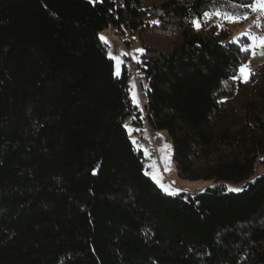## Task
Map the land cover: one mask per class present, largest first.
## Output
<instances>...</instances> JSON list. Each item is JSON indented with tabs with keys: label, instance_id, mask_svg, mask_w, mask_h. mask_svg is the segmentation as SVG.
Returning <instances> with one entry per match:
<instances>
[{
	"label": "trees",
	"instance_id": "16d2710c",
	"mask_svg": "<svg viewBox=\"0 0 264 264\" xmlns=\"http://www.w3.org/2000/svg\"><path fill=\"white\" fill-rule=\"evenodd\" d=\"M248 3L0 0V264H264V64L233 79L250 49L218 20ZM110 28L142 40L146 116ZM148 31L177 38L156 49ZM128 116L168 131L180 177L211 184L160 189Z\"/></svg>",
	"mask_w": 264,
	"mask_h": 264
},
{
	"label": "rangeland",
	"instance_id": "374dc122",
	"mask_svg": "<svg viewBox=\"0 0 264 264\" xmlns=\"http://www.w3.org/2000/svg\"><path fill=\"white\" fill-rule=\"evenodd\" d=\"M146 1L150 4L160 2V0ZM229 17L231 16L222 15L218 20H220L221 24L224 23L226 29H231L232 35L239 36L244 43V47L249 45L253 37L257 38V44L259 43V38L264 37V12L253 11L249 15L240 16V18L235 16L237 18L236 23H233ZM212 21H217V18H213ZM110 31H115L114 33L116 36L118 34L119 38H115L112 35H109L110 38L102 36L104 38L103 41L109 47V55L115 62L116 71H120L123 62L129 67L131 74L129 78L130 96L133 103L140 107L141 96L139 91L142 87V81L137 75L140 73V64L138 62L141 60L142 52L139 50L143 49L142 40L138 34L121 35L114 29ZM142 38L143 42L148 46L156 49H167L175 42L177 37L173 33L148 31L142 34ZM249 49L250 53L241 66L245 67L248 73H251L252 69L264 64V48L257 46L254 49V55L253 49ZM249 76L246 79H240L247 80ZM237 77H241L239 70ZM231 85V82L225 83V87L228 89ZM125 126L134 145L144 153L145 172L165 193L174 195L182 191L188 193L198 192V190H204L211 184L210 182L188 180L179 176L177 166L173 160V143L167 130H151L146 123L137 126L133 123L131 116L126 118ZM262 173H264V163L258 160L255 165L254 177ZM230 188L240 190L241 185H230ZM165 189H168V191H165Z\"/></svg>",
	"mask_w": 264,
	"mask_h": 264
},
{
	"label": "snow or ice",
	"instance_id": "6c2138e0",
	"mask_svg": "<svg viewBox=\"0 0 264 264\" xmlns=\"http://www.w3.org/2000/svg\"><path fill=\"white\" fill-rule=\"evenodd\" d=\"M244 7H249L251 8L253 11H260V12H264V0H249V3L247 5H242ZM217 16L221 15V13L217 12L215 13ZM202 16L204 17H208L209 19H211L212 14L209 12H204L202 13ZM247 18V17H244ZM229 19H231V21L233 23L237 22V18L235 16H231L229 17ZM153 23H159V21H153ZM192 25L199 30L201 28V20L198 18L194 21H192ZM101 39H104L103 37H101ZM257 38L253 37L252 41L249 43V45L247 47H243L240 49V51H248L249 48L253 49V55L255 54L254 49L259 46L261 48H264V37H260L259 38V43H256ZM139 51H143L142 49ZM240 73H241V77H236L233 76V79H239V78H245L250 75V73H248L247 69L243 66L240 67L239 69ZM167 147V146H166ZM165 191H168V189H165ZM232 191H240L239 189H232Z\"/></svg>",
	"mask_w": 264,
	"mask_h": 264
},
{
	"label": "built area",
	"instance_id": "2783aa9c",
	"mask_svg": "<svg viewBox=\"0 0 264 264\" xmlns=\"http://www.w3.org/2000/svg\"><path fill=\"white\" fill-rule=\"evenodd\" d=\"M111 29H113V28L107 29L104 32H102V36H106V37L110 38L109 35H112L115 38H119L118 34L116 36V34L114 33L115 31L114 32L110 31ZM108 32H110V33H108ZM133 64H134V62H133ZM137 76L140 77L141 78L140 80L142 81V87L140 88V91H139V94L141 96L140 109H141L143 115L146 116L148 113V108H147L148 88H147V84H146L144 77H142L140 73ZM197 193L198 192H192V194H194V195Z\"/></svg>",
	"mask_w": 264,
	"mask_h": 264
},
{
	"label": "crops",
	"instance_id": "0c3cea01",
	"mask_svg": "<svg viewBox=\"0 0 264 264\" xmlns=\"http://www.w3.org/2000/svg\"><path fill=\"white\" fill-rule=\"evenodd\" d=\"M199 191V190H198ZM190 193H192V192H190Z\"/></svg>",
	"mask_w": 264,
	"mask_h": 264
}]
</instances>
